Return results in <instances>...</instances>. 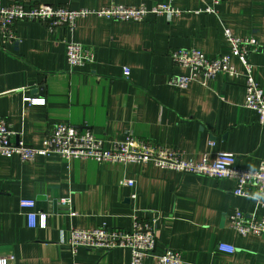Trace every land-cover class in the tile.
<instances>
[{"label":"crops","instance_id":"1","mask_svg":"<svg viewBox=\"0 0 264 264\" xmlns=\"http://www.w3.org/2000/svg\"><path fill=\"white\" fill-rule=\"evenodd\" d=\"M169 1L0 0V6L20 2L26 8L50 3L98 9ZM171 3L180 13L151 14L141 22L91 14L80 17L73 30L61 26L50 32L43 22L21 20L15 24L17 45L5 42L0 30V118L33 146H41L55 124L70 123L92 129L108 144L133 133L179 148L189 160L231 152L238 167L256 170L264 161V125L244 105L245 77L199 73L185 88L171 85L173 75L192 70L176 64L170 52L193 47L208 56L229 53L225 28L254 36L259 46L249 60L264 89V0ZM69 41L92 49L95 62L72 69L66 58ZM233 62L243 69L237 58ZM124 68L130 69L127 77ZM27 97L45 101L30 104ZM123 179L134 180V186L122 185ZM235 187L231 178L153 163L68 161L57 154L24 162L17 155H0V257L7 264H129L127 248L81 247L73 254L68 231L103 224L130 230L136 213L158 217L156 252L179 250L183 264H264V234L242 235L230 225L237 209L256 217L264 210L257 199L236 195ZM21 198L37 199V209L50 214L45 228L28 225ZM61 199L70 200L74 215ZM219 244L235 251H222ZM144 264L158 263L149 257Z\"/></svg>","mask_w":264,"mask_h":264},{"label":"built area","instance_id":"2","mask_svg":"<svg viewBox=\"0 0 264 264\" xmlns=\"http://www.w3.org/2000/svg\"><path fill=\"white\" fill-rule=\"evenodd\" d=\"M171 1L154 6L143 3L138 5L112 3L98 9H74L50 3H38L26 8L22 3L16 2L9 6H0V30L5 42L17 45L19 36L15 24L21 20L43 22L50 32H54L61 26L73 30L80 17L91 14L118 21L141 22L151 14L180 13ZM211 10L212 8H207V11ZM224 34L231 45L229 53L208 56L193 47H179L171 50L173 61L179 66L190 68L192 73L173 75L169 83L185 88L196 79L199 73H203L208 78L218 74H226L232 79L244 76L246 90L244 105L254 109L258 114V122L264 125V89L255 80L253 65L249 60L250 54L257 51L259 42L254 36H238L228 28H225ZM66 58L70 67L75 69L94 63L96 57L93 50L82 43L69 41L66 44ZM233 58L240 61L242 70L237 68ZM123 73L127 77L130 69L124 68ZM26 101L30 104H43L45 100L27 97ZM13 136L17 137L16 142L11 141ZM53 154L68 161L89 159L100 163H153L184 173L218 179L231 178L236 182L234 189L236 195L257 199L264 210V161L256 170H250L238 167L236 156L231 152H219L213 160L207 153L199 161L189 160L179 148H167L133 133H128L123 139L113 140L111 144H108L106 140L98 138L92 129H82L70 123L55 124L41 146H33L12 130L5 119L0 118V155H17L24 162H33L40 156L49 157ZM121 184L134 186V180L123 179ZM60 202L71 215L75 214L70 211L69 199H61ZM37 204L38 200L35 198L20 200V207L27 217L28 225L45 228L50 214L39 211ZM132 218L133 227L130 230L110 227L107 224L94 228L71 227L68 231L67 243L73 254L81 247L104 251L127 248L131 252L129 264H144L149 257L155 259L158 264H183L182 253L179 250L166 249L162 253L156 252L158 217L144 219L135 213ZM230 225L242 235L264 234V212L256 217L237 209L230 217ZM218 248L227 252L235 251L233 246L225 244H219ZM0 264H7V259L0 257Z\"/></svg>","mask_w":264,"mask_h":264},{"label":"water","instance_id":"3","mask_svg":"<svg viewBox=\"0 0 264 264\" xmlns=\"http://www.w3.org/2000/svg\"><path fill=\"white\" fill-rule=\"evenodd\" d=\"M45 199V198H44Z\"/></svg>","mask_w":264,"mask_h":264}]
</instances>
